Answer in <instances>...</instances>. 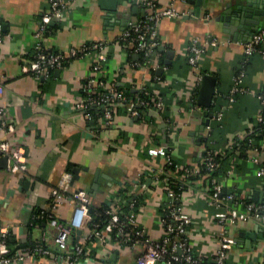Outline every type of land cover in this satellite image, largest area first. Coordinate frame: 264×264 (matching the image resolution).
<instances>
[{
  "label": "crops",
  "instance_id": "crops-1",
  "mask_svg": "<svg viewBox=\"0 0 264 264\" xmlns=\"http://www.w3.org/2000/svg\"><path fill=\"white\" fill-rule=\"evenodd\" d=\"M145 1H152L157 9L170 3L66 0L61 18L54 19L41 38L43 48L65 52L102 42L105 61L94 73L92 66L97 58L93 50L60 69L34 76L25 73L23 67L34 58V33L41 15L49 10V0H0V84L4 87L0 122L13 126L12 131L0 129V140L21 146L27 164L25 173L12 174L0 156V230H6L14 241L35 243L52 253L14 264H68L55 258L59 252L54 242L55 228L40 216L35 217L34 224L31 220L34 210L50 212L60 221L72 213L69 200L58 207L51 203V190L62 173L72 174L69 165L79 175L69 193L84 189L90 197L89 211L107 205L111 199L125 207L141 196L136 223L152 238L160 237L163 231V182L169 176L177 177L183 166L199 165L206 150L218 155L228 153L215 181L221 196H232L229 206L244 212L247 202L264 203V177L258 174L260 165L253 162L254 157L264 161V144L258 153L249 150L237 156L229 152L234 139L252 130L261 111L257 94L264 90V42L262 52L248 57L244 77L233 92L243 47L252 35L238 32L226 21L234 17V0H206L201 6L188 0L175 1L181 15L160 20L157 44L150 62L144 63L131 45L118 39L129 22L141 20L151 11ZM192 39L203 48L196 67L187 62ZM213 39L216 45L211 44ZM204 74L216 78L208 109L196 104ZM91 76L105 87H121L135 96L119 103L108 120L79 111L75 103L82 98L83 84ZM144 90L161 106L149 109L147 117L139 119L132 110L138 103L137 95ZM204 110L214 115L200 131ZM151 147H164L173 168H167L166 158L148 155ZM205 177L192 183L179 200L189 217L186 235L194 253L212 262L225 234L234 240L225 264L264 262V221L248 219L221 225L214 218L221 207L209 197ZM84 248L86 256L73 264H137L136 257L142 250L112 242L98 247L93 241L86 242Z\"/></svg>",
  "mask_w": 264,
  "mask_h": 264
},
{
  "label": "built area",
  "instance_id": "built-area-1",
  "mask_svg": "<svg viewBox=\"0 0 264 264\" xmlns=\"http://www.w3.org/2000/svg\"><path fill=\"white\" fill-rule=\"evenodd\" d=\"M66 0H49V10L41 15L39 25L37 26L34 37L36 39L34 47L33 60L23 67L25 73L40 76L48 74L49 71L64 67L70 60L80 58L96 50L97 62L92 66V71L96 73L100 69V63L105 61V55L102 52L104 43L93 42L80 47H73L65 52H54L45 50L41 43L42 36L49 28V24L54 19H60L66 8ZM175 1L170 0L169 5L157 9L152 1H145L144 5L151 9L141 20L129 22L127 27L119 36V41L132 46L133 51L143 55L144 63H149L152 51L157 44V26L164 17H178L181 13L175 7ZM264 42V29L254 32L249 41L243 47V61L237 69L235 75V88L244 77V67L248 57L255 52H262L259 45ZM212 45L217 44V40H211ZM187 62L196 67L198 59L203 52V48L197 44L196 39H192L188 45ZM103 88V90H101ZM4 92V87L0 84V96ZM147 93V92H146ZM261 105V111L258 120H262L264 112V90L257 94ZM126 101L122 90H116L113 85L104 86V83L91 76L86 79L82 87V98L75 103L79 111H85L88 108L95 107L103 110V117L108 120L112 117V108L114 105ZM155 106H161L159 101H155ZM3 109L0 107V116ZM133 115H138L137 110H132ZM6 127L7 131H12L13 126L0 122V129ZM240 136L238 139H240ZM256 153L261 152L256 148L251 149ZM150 156H161L166 158L169 165L173 161L167 156L164 147H151L147 150ZM0 156H6L8 171L12 174H23L27 171V164L24 150L21 146L10 143L7 140H0ZM253 162L259 166L258 174L264 177V161L258 157L253 158ZM206 169L215 171L219 167V162L214 159V152L206 150L203 161ZM181 176L186 177L190 173H198L199 166H183L179 169ZM159 176V175H158ZM157 176V177H158ZM182 179V178H180ZM165 198L163 205L165 208V218L162 220L163 231L160 237L152 238L147 235L136 223V210L134 200L128 201L124 206L125 213H121L122 206H117L110 200L105 205L103 211L93 221L89 213L90 197L84 189L77 188L69 193L72 186V174L69 171L62 173L57 184L51 190V203L53 207L61 206L64 201L69 200L73 205L72 213L63 221H60L52 213L42 211L45 214L48 223L55 228L54 237L58 253L57 259H64L68 264L77 262L80 258L86 256L87 252L84 245L88 241H93L96 246L102 247L109 242L117 243L128 248L141 247V252L136 257L137 264H225L227 252L232 248L234 240L225 234H222L218 243L217 250L212 262L204 261L199 255H196L189 244L186 235V225L189 222L186 214L180 205V202L173 203L174 200H180L174 191L164 184ZM137 187V184H133ZM184 193V191H183ZM209 197L216 207H221L214 213V218L221 225L225 223H235L236 221H245L248 219L264 221V203L247 202L245 211L240 212L228 205L232 196H221V188L213 178L208 188ZM102 213L105 221L102 219ZM80 230L81 235L76 238L75 231ZM6 230H0V264H14L23 262L27 259L38 258L39 256H52L48 248L41 245L33 247H22L14 253L6 244ZM74 238L76 241H74ZM259 264H264L263 262Z\"/></svg>",
  "mask_w": 264,
  "mask_h": 264
},
{
  "label": "trees",
  "instance_id": "trees-1",
  "mask_svg": "<svg viewBox=\"0 0 264 264\" xmlns=\"http://www.w3.org/2000/svg\"><path fill=\"white\" fill-rule=\"evenodd\" d=\"M262 44V43H261ZM261 44L259 45V48H261ZM139 61H143L144 62V58L143 55L140 54L139 55ZM116 90H122L127 102L130 101L131 99L134 98L135 94L131 93L129 90L121 88V87H115ZM103 90V88L101 89ZM138 103H136L135 105V109L138 112V118L139 119H145L147 117V112L149 109L155 107V100L154 98L151 96L150 93H146V90L141 91L138 95ZM119 104V103H118ZM118 104L114 105L112 108V116L114 114V112H116V106H118ZM84 112H87L89 114H92L93 116H103V110L101 108H95V107H91L86 109ZM264 144V112L262 113V120H257L255 126L252 128V130L248 131L247 133H245L240 139H234V141L232 142V146L229 150V152L231 153V155H237V156H243L246 155V153L253 149L256 148L257 150L261 151L262 150V145ZM228 156V153H225L223 155H218V154H214V159L216 161H218L220 163V166L217 168V170L215 171H209L206 169L204 164H199V171L198 173H190L188 174V176H186L185 178L181 176V171L179 170L177 173V177L176 176H169L167 178L166 181H164V184L166 185V188L170 187L174 193L177 195V197H179L182 195L183 191H185L192 183H195L198 179L205 177L207 184L211 185V180L214 178L218 172V170L222 167L221 164H223L224 160H226ZM167 168H173V165H169L168 164ZM179 176V177H178ZM161 179H163V177H160ZM182 178V179H180ZM129 188H126V190H128ZM124 191V190H123ZM122 191V192H123ZM121 194V193H120ZM126 199V197L124 198ZM141 199L142 197L137 195L134 199L135 202V210L138 211V207L141 203ZM179 200H174L173 203H178ZM121 213H125L126 211V207H123V205H121ZM104 207H106L105 205H102L98 208H91L89 213L90 215L93 217V221H95L97 219V216L99 214L97 213H101L104 209ZM165 206L162 205V209L164 210L165 213ZM42 211L40 210H34L33 211V218L31 220V223L34 224L36 222L35 217L36 216H40L42 219L47 220L45 214L41 213ZM102 219L103 221H105V216L102 213ZM40 220V219H39ZM38 220V221H39ZM74 241H76V239L74 238ZM6 244L10 250V253H14L17 249L22 248V247H33L35 246V243H19V241H14L11 237V234L7 233L6 236ZM264 263V262H263Z\"/></svg>",
  "mask_w": 264,
  "mask_h": 264
},
{
  "label": "water",
  "instance_id": "water-1",
  "mask_svg": "<svg viewBox=\"0 0 264 264\" xmlns=\"http://www.w3.org/2000/svg\"><path fill=\"white\" fill-rule=\"evenodd\" d=\"M205 1L206 0H188V3L195 6H201ZM216 1L219 2L221 0ZM234 4L235 6L232 11L234 17L233 19L226 18V21L231 22L233 25H235L236 29L239 30L238 32L245 33L246 35H251L256 31L263 29L262 24H264V0H234ZM225 31L229 32L230 30L227 29ZM160 71L161 68L157 72ZM215 80L216 78L209 74H204L202 76L196 101L197 106L204 109H208L211 107L215 92ZM134 92H136V90H134ZM202 115L205 118V121L204 124L200 126V131H202L204 127L209 124V121L213 117L214 113L204 110L202 111ZM1 159V161H7L6 156H3ZM69 167L71 168V172L73 174V183L74 180H77L79 178L78 170L72 165H69ZM75 234L76 238H78L81 235V231L76 230Z\"/></svg>",
  "mask_w": 264,
  "mask_h": 264
}]
</instances>
